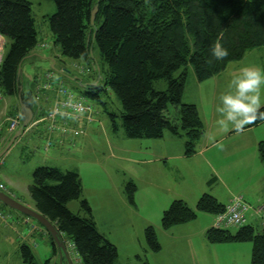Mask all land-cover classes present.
<instances>
[{
	"label": "rangeland",
	"instance_id": "obj_1",
	"mask_svg": "<svg viewBox=\"0 0 264 264\" xmlns=\"http://www.w3.org/2000/svg\"><path fill=\"white\" fill-rule=\"evenodd\" d=\"M29 1L32 3L38 45L21 66L24 89L34 92L35 81L43 79L44 74L52 70L53 60L58 75L60 69L65 70L64 80L73 89L74 95L80 98L86 96L85 84H92L98 78L94 80V75L80 74L77 66L87 61L63 56L55 44L48 19L57 10L54 0ZM10 46L7 39L5 51ZM92 60L104 68L98 47L93 50ZM245 66L264 69V46L248 50L243 58L230 62L226 69L208 80L197 82L194 79L200 84L199 87L190 80L189 75L195 72L189 66L182 102L194 103L201 114L205 133L200 141L203 140L208 146L206 156L187 157L188 139L182 128L178 129L176 136L166 130L163 138L127 136L119 113L122 105L115 94L108 91V94H100L107 110L103 104L90 99L96 111L95 121L88 126L86 135L78 137L75 146L68 144L65 147L70 151L62 153L54 146L46 150V139L39 136L37 130H27L1 157L0 178L16 182L19 185L18 199L34 208L28 188L38 167H58L62 171L76 169L81 178L82 196L69 201L67 208L74 214L88 216L81 209V200L89 202L98 231L117 246L116 264H251L253 242H211L207 237L208 229L214 226L216 216L197 210V203L204 194L218 198L221 203L227 202L230 196L245 195L251 201L242 196L249 204L245 213L248 222L254 215L249 209L260 203L250 196L264 202V181H260V177L264 178V163L257 150L259 141L264 140V123L240 133L224 132L216 123L218 113L215 109L220 95L229 91L232 75ZM155 88L165 90L167 82L159 81ZM261 99L264 101V86L261 88ZM17 103L15 96L5 97L0 104V124H3L8 112L20 115V110L14 108ZM44 105L47 107V104ZM112 109L118 114L115 121L107 112ZM168 110L170 117L177 115L173 105H169ZM43 115H47V110ZM51 134L54 140L58 138L57 132ZM207 135L214 136L218 146L208 142ZM9 137L6 131L2 133V147L9 142ZM167 138L172 139L169 141ZM166 149L170 151V158L159 156ZM68 153H73V158L62 160L60 155ZM240 162H244L243 166ZM232 163L237 165L230 167ZM178 198L187 201L190 209L196 212V217L166 230L162 225L164 212L170 209L174 201L182 200ZM2 210L11 214L13 219L5 214L6 222L10 225L2 223L0 219V264H25L21 254L23 244L31 247L38 264H62L60 257L54 254L50 235L36 219L30 217L29 223H23L27 216L0 201ZM254 225L260 229L257 219ZM148 227L155 230L161 246L158 251L148 243ZM229 230L235 233L237 228L229 227ZM70 251L73 264H82L75 250Z\"/></svg>",
	"mask_w": 264,
	"mask_h": 264
},
{
	"label": "trees",
	"instance_id": "obj_2",
	"mask_svg": "<svg viewBox=\"0 0 264 264\" xmlns=\"http://www.w3.org/2000/svg\"><path fill=\"white\" fill-rule=\"evenodd\" d=\"M54 2L57 10L48 19L62 55L89 63L93 50L98 47L105 64L104 68L99 67L97 76L102 77L103 84L87 87L86 96L107 110L100 94L113 92L122 105L119 113L125 133L131 138H161L166 130L176 135L182 128L187 135L186 155L189 156L196 152L205 133L197 106L182 102L189 66L193 67L198 81H205L226 69L230 62L243 58L248 50L264 46V0ZM95 4L99 11L95 25H91L90 15ZM221 31L224 33L222 44L229 55L217 61L210 49ZM0 35L11 44L0 67V90L18 99V69L38 45L31 1L0 0ZM159 81H166L167 89L157 90L155 85ZM23 93L25 101H33L29 89ZM169 105L174 106L175 117H170ZM14 108L20 109L19 101ZM107 112L115 121L118 114L113 109ZM262 123L264 120H257L248 127ZM34 128L46 142L53 139L52 131L44 122ZM56 132L61 137L54 141V147L63 150L71 145L65 142L61 132ZM257 150L264 163V140L259 141ZM29 192L35 208L74 244L82 264H116L118 249L98 231L89 202L81 200V209L88 216L74 214L67 208L69 201L82 196L81 178L76 169L62 171L58 167L40 166L33 173ZM224 209L225 205L210 194H204L197 203V210L207 213L218 214ZM195 217L196 212L184 200H176L164 212L162 225L167 230ZM146 234L150 247L160 250L154 228L148 227ZM207 237L217 243L252 241L251 264H264V230L256 231L254 226L244 225L231 233L228 229L212 227ZM21 254L25 264H38L28 244L21 245Z\"/></svg>",
	"mask_w": 264,
	"mask_h": 264
},
{
	"label": "built area",
	"instance_id": "obj_3",
	"mask_svg": "<svg viewBox=\"0 0 264 264\" xmlns=\"http://www.w3.org/2000/svg\"><path fill=\"white\" fill-rule=\"evenodd\" d=\"M5 46V40L0 36V64L3 60V51ZM80 73H89L96 70V66H77ZM43 80V82L38 83L36 100H41V94L54 89V80H55V91L56 98L51 100L53 103L48 111L47 115L36 119L31 127L38 125L41 122L46 123L49 130L52 132L59 131L62 134H68L71 136H80L85 133L83 128L73 127L69 125V120L75 119L77 121L84 120L87 124L93 122L94 120V107L88 101L86 97H76L74 93L65 87L64 83L57 78H55L52 72H48ZM40 81V80H39ZM4 99V94L0 90V102ZM49 100V97H45V101ZM77 108L81 111H77ZM42 110V109H41ZM40 110V112H41ZM9 126L7 130L11 133L17 129L20 125V118L17 114H14L8 118ZM53 142L49 139L47 142V147L51 146ZM0 190L6 191L7 186L4 182L0 180ZM249 208V204L244 201L243 197L235 196L230 203L225 207L224 211L217 214V219L215 226L218 228L226 227H239L246 223L245 213ZM257 213L262 216L264 219V205H261L257 208ZM264 227V220L262 222Z\"/></svg>",
	"mask_w": 264,
	"mask_h": 264
},
{
	"label": "clouds",
	"instance_id": "obj_4",
	"mask_svg": "<svg viewBox=\"0 0 264 264\" xmlns=\"http://www.w3.org/2000/svg\"><path fill=\"white\" fill-rule=\"evenodd\" d=\"M224 37L221 31L211 45V55L217 61L224 60L229 50L224 47ZM264 86V69L245 66L237 74L232 75L229 81V91L222 93L216 105L218 119L216 123L224 131L240 133L245 125L257 120H264V101L261 99V88ZM77 111L81 109L77 108ZM208 142L218 146L216 138L207 135Z\"/></svg>",
	"mask_w": 264,
	"mask_h": 264
},
{
	"label": "water",
	"instance_id": "obj_5",
	"mask_svg": "<svg viewBox=\"0 0 264 264\" xmlns=\"http://www.w3.org/2000/svg\"><path fill=\"white\" fill-rule=\"evenodd\" d=\"M98 11H99V6L98 4H95L91 10V15H90L91 25H95L96 15ZM43 59H47V58L43 57ZM54 62L55 61L52 60V66H51L52 68L54 67ZM18 81H19L18 100L20 104L22 126L13 134V136L10 138L9 142L7 143L6 147L0 152V158L11 148V146L15 143V141L22 136L23 128L27 127L31 123L33 116H34L33 101L28 102L24 100L25 94L23 93V91L25 89L22 84L21 66L18 69ZM98 81H96L93 84H86L85 86L86 87L87 86L91 87V85L96 86L98 85ZM0 201L12 209H15L19 211L20 213H23L24 215H27L29 217L36 219L40 224H42L46 228L47 232L53 239V242L56 248L58 249V254H59L61 263L62 264H73L71 257L69 255V252L67 250L66 243L62 238L61 232L51 222V220H49L45 215H43L37 209L31 208L23 204L22 202L16 200L15 198L11 197L10 195L2 191H0Z\"/></svg>",
	"mask_w": 264,
	"mask_h": 264
},
{
	"label": "crops",
	"instance_id": "obj_6",
	"mask_svg": "<svg viewBox=\"0 0 264 264\" xmlns=\"http://www.w3.org/2000/svg\"><path fill=\"white\" fill-rule=\"evenodd\" d=\"M190 76V80L192 79V82H194V83H196L195 82V80L198 82V80H197V78H196V76H195V74L194 73H192L191 75H189ZM216 76V75H215ZM214 77V76H213ZM195 79V80H194ZM64 82H65V84H66V87L67 88H69V89H71V87L67 84V81L66 80H64ZM196 85L199 87V85L200 84H198V83H196ZM46 95L47 96H50V99L53 97V100L56 98V95H55V93H53V92H49V91H46ZM53 103H49L48 105L49 106H51ZM194 104V103H193ZM201 115V114H200ZM80 124H82V127H83V129H84V131L87 133V129H88V126L91 124V123H89V124H87L85 121H77V120H75V119H72V120H69V125L70 126H73V127H78L79 128V125ZM255 127H248V126H246L245 128H244V130H243V132H248V131H250V130H252V129H254ZM62 135V138H64L66 141L65 142H68V143H70L71 144V139H70V137H68V135L67 134H61ZM165 133H164V135H163V137H165ZM176 136V135H175ZM61 137V136H60ZM162 137V138H163ZM169 137V136H168ZM169 141H171V139L172 138H167ZM72 145V144H71ZM56 146H60V145H56ZM58 151H60V152H65L66 151V149L64 148L63 150H59L58 149ZM208 152V146L205 144V142H203V140H202V142L200 141L199 143H198V145H197V148H196V152L193 154V155H205L206 156V153ZM74 154L73 153H68V154H62V155H60V157L62 158V160H65L67 157H68V159H71V158H73L72 156H73ZM193 155H190V156H187V157H191V156H193ZM159 156H161L162 158H170V151L169 150H163L162 152H160L159 153ZM241 164V166H243V163L244 162H240ZM235 165H237V164H235V163H232L231 165H230V167H233V166H235ZM227 166V165H226ZM245 168V167H244ZM2 180L4 181V182H6V184L8 185V187H9V191L13 194V195H16V196H18L19 197V193H17L18 192V187H19V185L16 183V182H12L9 178H6V179H3L2 178ZM260 181H264V178H262V177H260ZM16 183V184H15ZM29 189V188H28ZM264 189V188H263ZM237 196H240V195H237ZM241 196H243L244 197V199L246 200H248V197H245V195H241ZM250 197H252V198H254L257 202H260L259 203V205L256 203L255 205H257V206H252L253 207V209H249V210H252L253 211V217H251L249 220H251V221H248L247 222V225H252V226H254V228L256 229V227H255V225H254V221H256V219H257V221H258V224H259V227H260V229H256V231L257 230H261V226H262V221H261V217H260V215H259V213H257V208H258V206H260L261 204H264V202L262 201V200H259L258 198H256L255 196H253V195H251ZM232 198V196H230V198H229V200L227 201V202H225V203H222V204H224V205H227L228 203H229V201H230V199ZM178 199H182V198H178ZM218 199V198H217ZM182 200H184V199H182ZM185 201V200H184ZM249 201V200H248ZM187 202V201H186ZM249 202H251V201H249ZM221 203V202H220ZM254 203V202H253ZM188 204V203H187ZM189 205V204H188ZM7 216H9V218L10 219H13V218H11V214H8L5 210H2V211H0V219H1V222L2 223H5L6 225H10V224H8L7 222H6V215ZM25 218V217H24ZM256 218V219H255ZM18 220H20V218H17ZM255 219V220H254ZM28 220V221H27ZM31 220H30V218L29 217H27V218H25L24 220H23V223H29ZM178 227V226H177ZM212 228V227H211ZM210 228V229H211ZM239 228H237V230H238ZM209 230V229H208ZM230 231V230H229ZM232 233V232H231ZM113 243V242H112ZM114 244V243H113ZM117 247V246H116Z\"/></svg>",
	"mask_w": 264,
	"mask_h": 264
},
{
	"label": "bare ground",
	"instance_id": "obj_7",
	"mask_svg": "<svg viewBox=\"0 0 264 264\" xmlns=\"http://www.w3.org/2000/svg\"><path fill=\"white\" fill-rule=\"evenodd\" d=\"M248 202V201H247Z\"/></svg>",
	"mask_w": 264,
	"mask_h": 264
}]
</instances>
